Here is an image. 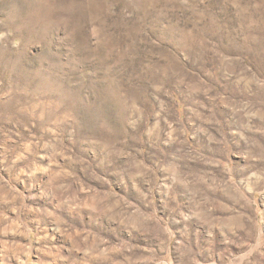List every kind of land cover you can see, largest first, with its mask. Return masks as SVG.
Here are the masks:
<instances>
[{"label": "rangeland", "instance_id": "374dc122", "mask_svg": "<svg viewBox=\"0 0 264 264\" xmlns=\"http://www.w3.org/2000/svg\"><path fill=\"white\" fill-rule=\"evenodd\" d=\"M0 264H264V0H0Z\"/></svg>", "mask_w": 264, "mask_h": 264}]
</instances>
